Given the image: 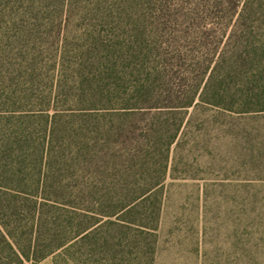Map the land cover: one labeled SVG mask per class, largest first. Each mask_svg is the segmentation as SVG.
<instances>
[{
    "label": "trees",
    "instance_id": "trees-1",
    "mask_svg": "<svg viewBox=\"0 0 264 264\" xmlns=\"http://www.w3.org/2000/svg\"><path fill=\"white\" fill-rule=\"evenodd\" d=\"M254 1L161 2L147 71L115 30L74 50L64 41L45 74L38 55L26 58L0 90V264L37 263L129 225L155 241L188 109L264 112V6Z\"/></svg>",
    "mask_w": 264,
    "mask_h": 264
},
{
    "label": "rangeland",
    "instance_id": "rangeland-1",
    "mask_svg": "<svg viewBox=\"0 0 264 264\" xmlns=\"http://www.w3.org/2000/svg\"><path fill=\"white\" fill-rule=\"evenodd\" d=\"M163 1L0 0V90L8 91L29 55H38L36 67L45 74L64 41L74 50L98 31L120 33L140 53L138 69H154ZM179 2L169 0L172 8ZM254 4L264 6V0ZM236 112L188 109L179 146L172 147L154 242L144 228L129 225L106 242L98 238L21 264H264V112ZM68 127V134L79 130Z\"/></svg>",
    "mask_w": 264,
    "mask_h": 264
}]
</instances>
